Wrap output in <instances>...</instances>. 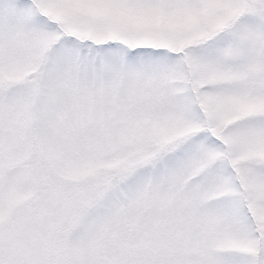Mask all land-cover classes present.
Returning a JSON list of instances; mask_svg holds the SVG:
<instances>
[{
	"label": "snow or ice",
	"instance_id": "obj_1",
	"mask_svg": "<svg viewBox=\"0 0 264 264\" xmlns=\"http://www.w3.org/2000/svg\"><path fill=\"white\" fill-rule=\"evenodd\" d=\"M0 264H264V0H0Z\"/></svg>",
	"mask_w": 264,
	"mask_h": 264
}]
</instances>
